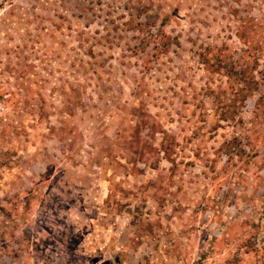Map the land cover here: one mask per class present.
<instances>
[{
	"label": "rangeland",
	"instance_id": "rangeland-1",
	"mask_svg": "<svg viewBox=\"0 0 264 264\" xmlns=\"http://www.w3.org/2000/svg\"><path fill=\"white\" fill-rule=\"evenodd\" d=\"M0 264H264V0H0Z\"/></svg>",
	"mask_w": 264,
	"mask_h": 264
}]
</instances>
